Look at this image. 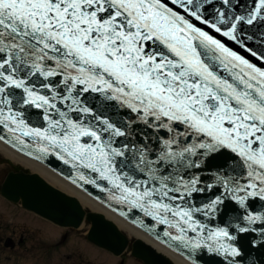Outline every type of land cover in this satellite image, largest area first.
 Masks as SVG:
<instances>
[{"label": "snow or ice", "instance_id": "snow-or-ice-1", "mask_svg": "<svg viewBox=\"0 0 264 264\" xmlns=\"http://www.w3.org/2000/svg\"><path fill=\"white\" fill-rule=\"evenodd\" d=\"M0 144L183 264H264V0H0Z\"/></svg>", "mask_w": 264, "mask_h": 264}, {"label": "water", "instance_id": "water-1", "mask_svg": "<svg viewBox=\"0 0 264 264\" xmlns=\"http://www.w3.org/2000/svg\"><path fill=\"white\" fill-rule=\"evenodd\" d=\"M2 193L14 201L21 200L28 209L62 225L78 226L84 215L75 199L48 186L36 175L10 174L3 184Z\"/></svg>", "mask_w": 264, "mask_h": 264}, {"label": "rangeland", "instance_id": "rangeland-1", "mask_svg": "<svg viewBox=\"0 0 264 264\" xmlns=\"http://www.w3.org/2000/svg\"><path fill=\"white\" fill-rule=\"evenodd\" d=\"M12 166H19L24 168L20 164L11 163L0 153V182L6 176L7 172L11 169ZM35 221L36 224H35ZM42 221L31 220L30 217H21L20 225L22 228H25L30 231H35V235L42 245H37V254H41V257H38L36 264H72V261L78 259L79 262H89L90 264H110L113 260L103 252H98L92 248H88L83 241H80L81 235L78 233H73L68 244L59 245L52 247L47 239H58L56 227H50L46 223H41ZM56 241H53L51 244L54 245ZM44 246L48 247V252L45 253L42 250ZM90 250V251H89ZM41 251V252H40ZM135 264L131 258L127 261V264Z\"/></svg>", "mask_w": 264, "mask_h": 264}, {"label": "flooded vegetation", "instance_id": "flooded-vegetation-1", "mask_svg": "<svg viewBox=\"0 0 264 264\" xmlns=\"http://www.w3.org/2000/svg\"><path fill=\"white\" fill-rule=\"evenodd\" d=\"M21 217L37 220L34 215L22 211L19 204L10 203L0 197V264H32L36 260L37 245H42L41 241L35 235L36 230L30 231L22 228ZM102 251L98 250V252ZM120 262L123 264V258ZM72 264L90 263L79 262L77 259L72 261Z\"/></svg>", "mask_w": 264, "mask_h": 264}, {"label": "bare ground", "instance_id": "bare-ground-1", "mask_svg": "<svg viewBox=\"0 0 264 264\" xmlns=\"http://www.w3.org/2000/svg\"><path fill=\"white\" fill-rule=\"evenodd\" d=\"M0 153L9 161L15 164H20L25 168L29 169L30 171H32V173L37 174L39 177L45 180L49 185L76 198L79 201V203L82 205V207L84 208L87 207L96 213L102 214L106 219L114 222L119 229L126 231L131 236H134L136 238L145 241L146 243L151 245L156 251L165 254L173 262V264H183V261L180 260L178 255L170 253L165 248L161 247L159 244L154 243V240L151 237L144 235L143 233L135 229L133 226H131L129 223L111 214L106 209H104L103 206L96 203L94 200H92L90 197H88L81 191H78L77 189L69 185L67 182L62 180L59 176L48 170L43 165L17 155L12 150L8 149L2 144H0Z\"/></svg>", "mask_w": 264, "mask_h": 264}]
</instances>
